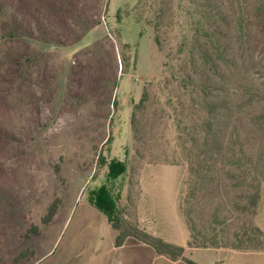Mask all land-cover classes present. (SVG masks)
<instances>
[{"label":"rangeland","instance_id":"374dc122","mask_svg":"<svg viewBox=\"0 0 264 264\" xmlns=\"http://www.w3.org/2000/svg\"><path fill=\"white\" fill-rule=\"evenodd\" d=\"M263 179L264 0H0V264H264Z\"/></svg>","mask_w":264,"mask_h":264},{"label":"trees","instance_id":"16d2710c","mask_svg":"<svg viewBox=\"0 0 264 264\" xmlns=\"http://www.w3.org/2000/svg\"><path fill=\"white\" fill-rule=\"evenodd\" d=\"M197 161L198 160H194L193 161L194 163L192 162L193 163L192 164V168L190 169V173L192 174L193 179L196 180V181L193 180V184L199 180V178L197 176H195L194 173H193L194 172L193 165H195L196 163H198ZM112 170H113V167H112ZM263 181H264V179H263ZM212 182H213V178H212ZM191 185H192V182H191ZM193 188L196 189V186H193V185L190 186V191L191 192L194 191ZM258 191L259 190L256 189L255 192H252V193H250L248 195L247 205L243 208V211L247 212L248 215H250V214H251V216H255L256 215L257 204H258L259 197H260ZM182 202L185 203V200L183 199ZM186 203L189 205V201L188 200L186 201ZM105 211L107 213V216L110 218L111 222L114 223V227L116 229H120L119 224H116V221H115V217H116V214L115 213L117 212V210H114V207L111 206L110 208L108 207V209L105 210ZM182 212H183V215H184V217L186 219L187 225L190 227V231H191L192 238L195 239V235H194L195 234V229L192 227V225H193L192 222H190L191 221V212H192L191 205H190V208H188L186 211L182 208ZM253 230L258 235H261V236L264 235V233L262 232V230L259 227H257V226H253ZM245 234L246 233L244 232L243 235H245ZM146 237H148V236L145 235V238ZM119 239H121V238H119ZM146 241L148 243L152 244L158 250V252L163 253V254L170 255L171 257H174V258L177 257L181 252H183V248L182 247L174 246L172 244L163 242L162 240H158V239H154V238H149L148 237V238H146ZM120 243H121V241L119 240L118 241V245H121ZM235 248L236 249H241L242 247L236 246ZM175 251H177V253H175Z\"/></svg>","mask_w":264,"mask_h":264}]
</instances>
